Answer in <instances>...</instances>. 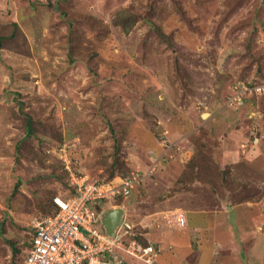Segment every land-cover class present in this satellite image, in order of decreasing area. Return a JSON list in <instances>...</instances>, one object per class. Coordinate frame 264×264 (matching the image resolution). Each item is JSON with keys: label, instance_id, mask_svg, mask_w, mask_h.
<instances>
[{"label": "rangeland", "instance_id": "obj_1", "mask_svg": "<svg viewBox=\"0 0 264 264\" xmlns=\"http://www.w3.org/2000/svg\"><path fill=\"white\" fill-rule=\"evenodd\" d=\"M12 22L23 35L0 50V264H23L28 227L72 175L139 180L107 207L136 231L194 206L236 240L264 235V101L228 105L239 81L264 77V0H0V36Z\"/></svg>", "mask_w": 264, "mask_h": 264}, {"label": "built area", "instance_id": "obj_2", "mask_svg": "<svg viewBox=\"0 0 264 264\" xmlns=\"http://www.w3.org/2000/svg\"><path fill=\"white\" fill-rule=\"evenodd\" d=\"M247 96L264 100V79L254 84L239 81L228 105L242 104ZM121 181L90 182L72 175L67 196L54 197V211L32 223L23 264H121L123 254L146 264H158L159 249L139 241L142 233L127 220L124 207V216L113 234L105 228L107 213L120 208H107L108 202L126 199L139 180Z\"/></svg>", "mask_w": 264, "mask_h": 264}, {"label": "crops", "instance_id": "obj_3", "mask_svg": "<svg viewBox=\"0 0 264 264\" xmlns=\"http://www.w3.org/2000/svg\"><path fill=\"white\" fill-rule=\"evenodd\" d=\"M232 208L238 209L237 206L225 207L228 212ZM202 209L175 207L169 211L170 217L164 215L155 221V224L158 221L162 224L158 229L152 228L153 222L149 223L152 224L151 232L145 224L149 240L160 247L158 264H210L211 260L218 264H264V235L258 233L260 229L254 236L253 228L248 233L241 228L240 238L236 240L234 228L226 223L227 219L218 225L214 215L217 210ZM205 253L209 256L206 260Z\"/></svg>", "mask_w": 264, "mask_h": 264}, {"label": "trees", "instance_id": "obj_4", "mask_svg": "<svg viewBox=\"0 0 264 264\" xmlns=\"http://www.w3.org/2000/svg\"><path fill=\"white\" fill-rule=\"evenodd\" d=\"M57 7V6H56ZM55 9H58V8H55ZM119 13V15H120V12H118ZM116 25L117 26H121L125 31H128L129 30V28H128V25L129 24H126V23H123V24H121V23H119L118 21H116ZM9 27H4V28H8L7 30H9V29H12V32H8L7 34H4V35H1L0 36V50L2 49V48H4V46L7 44L8 45V43L9 42H11L12 40H14L15 38H16V36H17V34H20L21 36L23 35V33H22V30H21V27L19 26V24L17 23V22H12V23H10L9 25H8ZM24 37L25 36H23V40H24ZM261 79H264V77L263 78H261ZM255 81V80H254ZM247 99H249L248 101V104L250 103V105H252V107H253V105H254V103L256 102V101H254V100H257V97H255V96H253V97H251V96H247L246 98H245V100H244V102H243V104H245V102H246V100ZM263 98H260V100H262ZM251 100V101H250ZM253 100V101H252ZM262 101H264V100H262ZM247 104V103H246ZM249 105V106H250ZM31 118H29L28 119V122H27V129H28V131H29V133H32L33 132V128H32V123H31ZM21 183V181H19L18 183H17V187L15 188V192H17L18 190H19V184ZM71 190L73 191V192H75V190L73 189V188H71ZM120 199H122V197L120 198ZM47 209V210H46ZM46 209H45V213L46 214H51L53 211H54V206H53V199L51 200V202H50V200H49V203H48V206L46 207ZM40 217H42V215H40V216H37V217H35L34 219H33V221L35 220V219H37V218H40ZM139 231V230H138ZM29 232H32V227L31 226H29L28 227V236H29V240L26 242V249H27V247L28 246H30V240H31V238H32V236H31V234L29 233ZM139 232H141L142 233V235L141 236H139L138 237V239H139V241L144 245V246H147V245H149V244H152V245H154V246H156L158 249H159V251H160V247L158 246V244H155L154 242H152V241H150L149 240V237L145 234L146 233V229H145V232H143V231H139ZM7 242H8V244H10L11 246H12V249H13V251H14V253H18V252H21L22 253V251H20V249L16 246V243H14V242H12L11 240H7ZM26 250H25V254H26ZM144 264H146V263H144Z\"/></svg>", "mask_w": 264, "mask_h": 264}, {"label": "water", "instance_id": "obj_5", "mask_svg": "<svg viewBox=\"0 0 264 264\" xmlns=\"http://www.w3.org/2000/svg\"><path fill=\"white\" fill-rule=\"evenodd\" d=\"M124 216V210L121 208L109 211L104 219V225L107 232L112 235L117 226L121 223Z\"/></svg>", "mask_w": 264, "mask_h": 264}]
</instances>
